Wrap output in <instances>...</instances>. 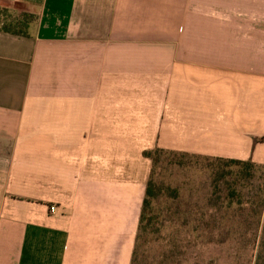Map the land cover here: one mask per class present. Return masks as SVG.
Instances as JSON below:
<instances>
[{"label": "crops", "instance_id": "crops-1", "mask_svg": "<svg viewBox=\"0 0 264 264\" xmlns=\"http://www.w3.org/2000/svg\"><path fill=\"white\" fill-rule=\"evenodd\" d=\"M0 7V264H131L141 151L264 165V0Z\"/></svg>", "mask_w": 264, "mask_h": 264}, {"label": "rangeland", "instance_id": "rangeland-1", "mask_svg": "<svg viewBox=\"0 0 264 264\" xmlns=\"http://www.w3.org/2000/svg\"><path fill=\"white\" fill-rule=\"evenodd\" d=\"M158 165L156 183L177 188L179 196L163 195L154 201L153 210L162 221L161 241L147 246L142 264H254L259 241L254 231L257 216L248 215L257 209V203L245 201L263 195L264 168L255 167L250 181H241L244 202L227 208L212 195V175L206 160L193 158L188 166H181L163 155ZM144 168L151 172L152 161ZM227 169L236 173L241 167L231 165ZM135 207L133 203L128 212L133 228L141 204Z\"/></svg>", "mask_w": 264, "mask_h": 264}, {"label": "trees", "instance_id": "trees-1", "mask_svg": "<svg viewBox=\"0 0 264 264\" xmlns=\"http://www.w3.org/2000/svg\"><path fill=\"white\" fill-rule=\"evenodd\" d=\"M27 25L28 21L22 22L9 12L8 9L0 7L1 30L15 34H24L26 33L25 28ZM163 155L170 156L171 162L173 161V163L175 162L181 166H188L190 160L193 158L206 160L207 167L210 169L212 175V195L216 196L215 198L220 201L222 206H226L227 208L232 207L234 203L240 205L244 202L243 193L239 190V187L242 186L241 181H250L253 177L255 167L260 166L264 168V165H258L252 161L208 157L187 152L166 150L163 148L145 151L144 156L152 161V168L145 187L131 264H142L146 256L147 246L156 245L161 241L162 229L160 222L162 221L159 215L153 210L154 201L158 200L163 195H167L174 199H177L179 196L177 188L165 186L162 183H156L155 172ZM231 165H238L241 169L234 173L227 169ZM233 175H235V177ZM262 193L263 195L258 200L249 198L245 201L250 205L257 203V209L248 215L257 216V227L253 229L255 232L257 231L255 238L259 237V241L257 242L254 264H264V184Z\"/></svg>", "mask_w": 264, "mask_h": 264}, {"label": "built area", "instance_id": "built-area-1", "mask_svg": "<svg viewBox=\"0 0 264 264\" xmlns=\"http://www.w3.org/2000/svg\"><path fill=\"white\" fill-rule=\"evenodd\" d=\"M50 210H51L52 212H55V211H56V207H55V206H51V207H50Z\"/></svg>", "mask_w": 264, "mask_h": 264}]
</instances>
